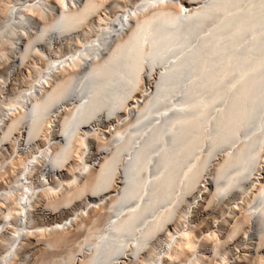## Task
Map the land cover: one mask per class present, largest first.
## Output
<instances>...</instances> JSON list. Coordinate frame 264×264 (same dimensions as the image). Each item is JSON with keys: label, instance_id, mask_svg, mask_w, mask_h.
Here are the masks:
<instances>
[{"label": "bare ground", "instance_id": "1", "mask_svg": "<svg viewBox=\"0 0 264 264\" xmlns=\"http://www.w3.org/2000/svg\"><path fill=\"white\" fill-rule=\"evenodd\" d=\"M0 264H264V0H0Z\"/></svg>", "mask_w": 264, "mask_h": 264}, {"label": "rangeland", "instance_id": "2", "mask_svg": "<svg viewBox=\"0 0 264 264\" xmlns=\"http://www.w3.org/2000/svg\"><path fill=\"white\" fill-rule=\"evenodd\" d=\"M4 98H5L7 101H6V104L3 105V106H4V108H8V107H9V104H7V103L10 102L9 99H10V98L12 99V96L4 95ZM5 99H4V100H5ZM7 106H8V107H7ZM210 213H212V212H210ZM215 214H216V213H215ZM215 214H212V215H213L214 217H217V215H215ZM214 217H213V218H214ZM223 218H224V217H220V218L218 219V221H220V220L222 221ZM213 221H214V220H213ZM221 221H220V222H221ZM210 222L212 223V220H211V219H210L209 221L207 220V222L205 221V223L203 222L201 226L207 225V224H209ZM206 223H207V224H206ZM82 237H83V235L81 234V237L78 239L79 242H80V240L82 241V240L84 239V237H83V238H82ZM236 243H237V242H236Z\"/></svg>", "mask_w": 264, "mask_h": 264}]
</instances>
